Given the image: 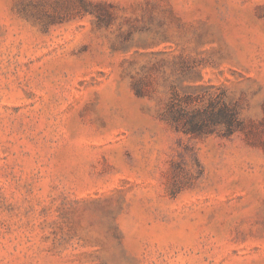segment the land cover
Masks as SVG:
<instances>
[{"label":"rangeland","instance_id":"obj_1","mask_svg":"<svg viewBox=\"0 0 264 264\" xmlns=\"http://www.w3.org/2000/svg\"><path fill=\"white\" fill-rule=\"evenodd\" d=\"M0 264H264V0H0Z\"/></svg>","mask_w":264,"mask_h":264},{"label":"trees","instance_id":"obj_2","mask_svg":"<svg viewBox=\"0 0 264 264\" xmlns=\"http://www.w3.org/2000/svg\"><path fill=\"white\" fill-rule=\"evenodd\" d=\"M237 116V113L233 110V111H229L228 108L225 106L224 109L219 110L218 113H213L211 118L213 121L221 123V122H227V123H232L231 121L235 120ZM178 120L180 119H176V122H178ZM192 128L194 125V123L191 124Z\"/></svg>","mask_w":264,"mask_h":264}]
</instances>
